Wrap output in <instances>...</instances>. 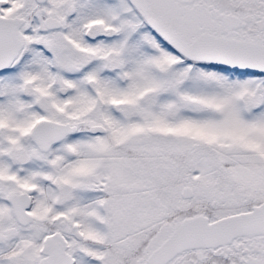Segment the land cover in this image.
<instances>
[{
    "label": "snow or ice",
    "instance_id": "snow-or-ice-1",
    "mask_svg": "<svg viewBox=\"0 0 264 264\" xmlns=\"http://www.w3.org/2000/svg\"><path fill=\"white\" fill-rule=\"evenodd\" d=\"M0 264H264V0H0Z\"/></svg>",
    "mask_w": 264,
    "mask_h": 264
}]
</instances>
